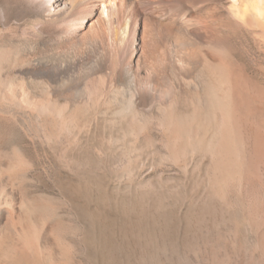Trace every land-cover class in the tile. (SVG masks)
<instances>
[{
  "label": "rangeland",
  "instance_id": "374dc122",
  "mask_svg": "<svg viewBox=\"0 0 264 264\" xmlns=\"http://www.w3.org/2000/svg\"><path fill=\"white\" fill-rule=\"evenodd\" d=\"M221 42L255 82L229 180L210 156L171 157L157 125L135 137L105 106H70L49 132L0 91V264H264V51Z\"/></svg>",
  "mask_w": 264,
  "mask_h": 264
},
{
  "label": "bare ground",
  "instance_id": "6f19581e",
  "mask_svg": "<svg viewBox=\"0 0 264 264\" xmlns=\"http://www.w3.org/2000/svg\"><path fill=\"white\" fill-rule=\"evenodd\" d=\"M225 1L0 0L18 41L0 44V91L49 132L70 106H105L131 136L157 125L171 157L210 156L229 180L255 82L221 39L264 51V0Z\"/></svg>",
  "mask_w": 264,
  "mask_h": 264
}]
</instances>
